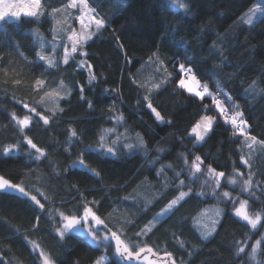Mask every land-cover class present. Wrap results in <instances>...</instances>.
<instances>
[{"label":"trees","instance_id":"obj_1","mask_svg":"<svg viewBox=\"0 0 264 264\" xmlns=\"http://www.w3.org/2000/svg\"><path fill=\"white\" fill-rule=\"evenodd\" d=\"M87 1L104 24L84 55L56 67L38 60L28 32L47 27V17L42 25L28 16L0 22V176L29 193H0V264H41L44 256L92 264L102 253L105 264H125L113 239L94 246L77 232L61 236L64 217H83L86 208L133 250L148 246L179 264H264V17L254 26L238 21L258 0ZM150 64L160 65L155 88L140 76ZM193 76L202 92L207 86L203 98L179 84ZM233 109L242 131L231 123ZM203 115L215 122L198 144L191 131ZM25 117L27 127L18 123ZM27 139L42 150L39 160ZM181 191L191 193L159 218ZM242 201L261 215L257 227L235 215ZM210 205L223 213L205 239L195 220ZM258 240L254 263L248 248Z\"/></svg>","mask_w":264,"mask_h":264},{"label":"rangeland","instance_id":"obj_2","mask_svg":"<svg viewBox=\"0 0 264 264\" xmlns=\"http://www.w3.org/2000/svg\"><path fill=\"white\" fill-rule=\"evenodd\" d=\"M31 3L32 0H3V3H0V8L4 7L5 5H12L13 10L21 11L22 15L20 17L26 16L23 13L27 12L28 10L36 11L37 16L32 18L36 19L41 25L42 23L46 22L45 19L48 18L50 20V24L48 23L47 27H44V25L42 27L35 26L33 28H29L28 30V32L32 35L34 39V43L38 47L37 49L38 60H40L39 57L43 55L46 57V59L43 61L47 66L56 67L60 64H65L63 62V59L66 52L69 53L68 61H70L71 58H75L77 54L84 55L83 46L90 38L93 37V35L96 33L98 29L95 21L102 20L98 15H96L95 10L91 7V5H89L87 0H71L67 4L55 8L48 7L49 4H44L43 0H41V6L39 7V9L32 8ZM257 6H259L260 8H264V0L256 1L253 4V6H251L246 12H244V14L240 16V18H238V21L241 23H245L247 25L254 26L255 23H257L262 17H264V11L258 10ZM9 19L17 20L18 18H13L9 16L6 17L5 20H9ZM74 43L76 44L77 47L76 53L71 52V48ZM81 65L82 66L85 65L83 61L81 62ZM153 69L154 71H152ZM159 69H160V65H155L154 67L152 64H150L148 69L144 73H141L142 75L140 76L142 80H145V84H147L149 87L155 88L156 86H158L157 79L155 76L156 75L155 71ZM181 80H184L185 85L195 88V91L198 90L199 83L197 81H193V79H188V78L187 79L182 78ZM182 87L188 91L187 87L185 86ZM200 89L201 88H199V92H202V90ZM195 91L190 93L195 95ZM218 108L220 110L226 109L225 106L222 107L221 105H219ZM232 111L234 112L235 115L236 113H238V111L234 109ZM205 116L213 117L211 115H203L202 117ZM202 117L198 121V123L200 124V128L197 129V132L194 133L193 131H191V133L196 137V143L198 144L202 143L205 140L206 136L211 131L212 125L215 122V118L213 117L214 119L212 120L211 127H208V122L202 120ZM196 125L194 127H196ZM198 134L200 136H203L204 139L199 140L197 138ZM134 143H136L137 145H141L140 144L141 140L140 139H137L136 141L134 140ZM248 145L250 147L249 154L251 155L254 154L255 152L253 149H255V147L256 148L259 147L258 143L255 142L254 139H250ZM215 188H217V183H215ZM181 192H184L187 195L183 199H180V194L176 198H174L173 200H177V203L173 205L172 208H168V205L173 200L170 201V203L166 206V208L160 213L159 218H163L167 214H169V212H171L175 207H177L181 203V201H183L191 193L190 191H181ZM238 207H240V204L237 206V208ZM221 209L222 208L219 205H210V207L208 206L203 210H201V212H199L195 220V226L203 237L205 234H207V238H209L216 230L223 213V210ZM244 211L252 219L259 217L258 223L256 225L257 227L260 224L261 215L252 213L249 210L248 204L245 205ZM217 213H219V215H217ZM234 213H235V209H234ZM76 218L80 220V223L76 225L73 229L64 233L77 232L78 229H84L85 230L84 238H86V240L89 243L93 244L94 246L95 245L100 246L101 243H104V245L111 244V240L113 239L112 233L110 231L103 230L102 229L103 224L97 225L91 216L87 218V221H85L84 215L83 217L81 216ZM239 218L242 219L241 217ZM64 223H66L65 220L62 223V227L59 228L60 233L64 230L63 229ZM93 235L95 236V239H93ZM106 236L108 237L107 240H105ZM126 245L129 247V249L134 248L133 244L127 243ZM254 246L256 249L255 252L252 251V248ZM248 250H249V258L251 259V261L255 263V261H257V253L259 250V245L257 246L255 242L248 248ZM100 257L105 258L102 264H105L108 261L107 258L108 256L106 255V253H102L99 256V258ZM99 258H97V260ZM40 262L41 264H53L45 256L42 257V260ZM95 262L92 264H95Z\"/></svg>","mask_w":264,"mask_h":264},{"label":"snow or ice","instance_id":"obj_3","mask_svg":"<svg viewBox=\"0 0 264 264\" xmlns=\"http://www.w3.org/2000/svg\"><path fill=\"white\" fill-rule=\"evenodd\" d=\"M0 3H3V0H0ZM41 6V0H32V3H31V7L32 8H36V9H39V7ZM74 6V5H73ZM180 7H183V5H180ZM258 10H261V11H264V8H260L259 6H257ZM24 15L28 16V17H36L37 16V12L36 11H31V10H28L27 12L23 13ZM22 15L21 11H17V10H13V6L12 5H5L4 7L0 8V22L2 21H5L6 17H13V18H19L20 16ZM96 23V26L99 28V27H102L104 22L102 20H96L95 21ZM90 38V37H89ZM71 52L72 53H76L77 52V47H76V44L74 43L72 45V48H71ZM68 57H69V53H65L64 55V59H63V62L65 64H67L69 61H68ZM39 59L41 61L45 60L46 57L41 55L39 57ZM180 70L182 72L184 71H188V72H191V68L185 70V67L184 65H180ZM193 81L196 80L195 76L192 77ZM39 83V81H38ZM180 84L181 86H185L187 87L188 91L189 92H194L195 91V88L191 87V86H188V85H185V82L184 80H181L180 81ZM207 86L205 85L204 86V92H199V91H195V95L198 96V97H201L203 98L205 93L207 92ZM209 95H211V93H208ZM218 106H219V101L216 100L214 101ZM25 107H27V105H25ZM91 107V105H90ZM149 108L152 107L151 104L148 105ZM32 111L34 112L35 109L33 108ZM153 112H155V109H152ZM223 111V109H222ZM241 113H236L235 116H233L232 120H231V123L234 127H237V120H236V117L237 116H240ZM13 119H15V116H13ZM156 119L157 120H162V117L160 116V113L159 112H156ZM214 118L213 117H210V116H205V117H202V120L204 121H207L208 122V127H211V123H212V120ZM19 124H21L22 126L24 127H27L28 124H29V118L28 117H25L23 120H20L18 121ZM44 123L47 124L48 123V120L47 119H44ZM241 123H244L243 121H241ZM200 128V124L198 123L196 125V127H194L192 129V131L195 133L197 132V129ZM106 131H111V130H106ZM242 131V130H241ZM72 136H75L76 133L75 131L72 132L71 134ZM197 138L199 140H203L204 137L203 136H200L198 134ZM254 139V138H253ZM100 140H101V143H100V147L101 149L105 148V145L103 144V140H104V137L101 136L100 137ZM115 143V141L113 142ZM27 144L33 148V149H36V152L39 153L40 155H37L36 156V159L39 160L40 157L43 155V152L41 149L37 148L36 144H34L30 139H27ZM126 147L128 148H132V145L131 144H128L126 145ZM10 149H6L5 151L8 152ZM107 152L108 153H112L113 152V149L111 147H108L107 148ZM196 161H200V157L199 156H196ZM79 166L81 168H86V165L84 164V161L83 159L81 158L79 160ZM196 167V171H199V165H195ZM89 171H92L94 173V170H89ZM209 171L211 172H214L215 170L214 169H209ZM224 172H219V173H216V176H217V187L220 186V180L219 178L221 177H224ZM183 183V182H181ZM229 183H236V181L233 179V180H230ZM245 190L247 189V185H248V181H245ZM11 192H16L19 196L23 197V198H28L29 197V193L25 191V189L23 187H21L19 184H13L11 183L8 179L4 178L3 176H0V193H11ZM187 194L184 193V192H181L180 193V199H183ZM223 196L224 197H228L229 196V193L227 191H225L223 193ZM31 201H33L36 205H39V207L42 209L44 207L43 204L40 203V201L37 199V197L35 195H32L30 197ZM177 203V200H173L169 205H168V208H172L173 205H175ZM247 204V201H242L240 202V207L236 208L235 209V215L237 217H241L244 221H247L253 228L256 227L257 223H258V220H259V217H256L255 219H252L249 217V215L246 214V212L244 211L245 209V205ZM217 215H219V213H217ZM91 216L92 219L95 221V223L97 225H100V224H104V221L101 220L98 216H96L94 213L91 212V209H85V213H84V219L85 221H87V218ZM64 220L66 221V223H64L63 225V231L60 233L61 236L64 235V232H67L71 229H73L76 225H78L80 223V220L77 219L75 216H71V217H68V216H65L64 217ZM215 223V222H214ZM214 230V229H213ZM112 238L115 240L116 242V247H115V252L117 254H119V256L121 258H124L125 256L128 258V259H133V258H138L140 256V253L144 252L145 249L144 248H140V250L136 253H133L132 251L129 250V247L124 244V242L116 235V233H112ZM204 238L206 239L207 238V234L204 235ZM93 239H95V236L93 235ZM108 237L106 236L105 237V240H107ZM261 244V241H256V245H260ZM255 246L252 248V251L255 252ZM148 252H152V249L149 248L148 249ZM239 252H244V249L243 248H240L239 249ZM170 255V254H169ZM105 258L104 257H100L98 260H96L95 264H102L103 260ZM144 259L146 260L147 259V256L144 257Z\"/></svg>","mask_w":264,"mask_h":264},{"label":"water","instance_id":"obj_4","mask_svg":"<svg viewBox=\"0 0 264 264\" xmlns=\"http://www.w3.org/2000/svg\"><path fill=\"white\" fill-rule=\"evenodd\" d=\"M77 233L79 235H84L85 230L84 229H78ZM114 246L116 247V242L113 239ZM145 249L144 252L140 253V256L138 258L128 259L126 256L124 258H121L119 254L116 253L117 258H119L123 263L125 264H179L177 263L172 255H169L168 253H159L156 250H154L151 247H143ZM151 248L152 252H148V249ZM133 253L138 252L139 250H133L129 249ZM147 256V259L145 260L144 257Z\"/></svg>","mask_w":264,"mask_h":264},{"label":"built area","instance_id":"obj_5","mask_svg":"<svg viewBox=\"0 0 264 264\" xmlns=\"http://www.w3.org/2000/svg\"><path fill=\"white\" fill-rule=\"evenodd\" d=\"M216 100L219 101V104L223 102L222 101V95L219 94V92L215 93V95H214V101H216ZM221 115H223L226 119H230V117H231V114H230L228 109H223ZM242 124L243 123H241V120H237V125H238L237 126V130H241L242 129Z\"/></svg>","mask_w":264,"mask_h":264}]
</instances>
